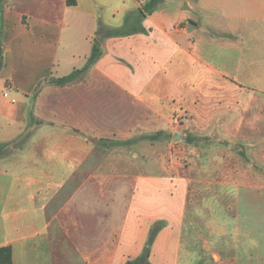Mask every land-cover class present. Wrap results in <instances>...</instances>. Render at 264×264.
I'll return each instance as SVG.
<instances>
[{
    "label": "crops",
    "instance_id": "1",
    "mask_svg": "<svg viewBox=\"0 0 264 264\" xmlns=\"http://www.w3.org/2000/svg\"><path fill=\"white\" fill-rule=\"evenodd\" d=\"M96 39L95 61L56 82ZM175 133L181 149L164 152ZM226 143L255 155L250 172L264 167V0H0V247L12 264H125L159 221L149 264H182L180 160ZM77 202L106 214L71 220Z\"/></svg>",
    "mask_w": 264,
    "mask_h": 264
},
{
    "label": "rangeland",
    "instance_id": "2",
    "mask_svg": "<svg viewBox=\"0 0 264 264\" xmlns=\"http://www.w3.org/2000/svg\"><path fill=\"white\" fill-rule=\"evenodd\" d=\"M22 81L37 85L31 78ZM30 133L27 129L24 135ZM23 141L16 146H23ZM176 142L163 151L177 154L181 148ZM212 150L194 160H180L179 172L189 178L182 224V264H264V167L259 168L258 174L246 169L255 155L239 143L231 147L222 144ZM3 151L7 153L4 149L0 153ZM259 155L264 165V150ZM63 203L55 202V209ZM87 206L74 203L66 214L71 220L82 214H106L104 207ZM93 210L94 214H89ZM134 264H149L148 258L143 256Z\"/></svg>",
    "mask_w": 264,
    "mask_h": 264
},
{
    "label": "trees",
    "instance_id": "3",
    "mask_svg": "<svg viewBox=\"0 0 264 264\" xmlns=\"http://www.w3.org/2000/svg\"><path fill=\"white\" fill-rule=\"evenodd\" d=\"M151 9H149V7H148V11H151ZM103 31H104V35H116V34L124 33V31L117 30V29H107V30H103ZM97 40H99V39H96V41H94V43L92 44L91 55L88 58L86 64L82 68L76 69L73 72H71L70 74L58 78L56 80V82L64 83V82H67V81L73 79L79 72L85 70L88 66H90V64H92L95 61V59L97 58V56L100 53L99 42ZM1 149H2V146H0V151H1ZM163 225H164V222H162V221L156 222L155 224L152 225V228H151L149 236H148V240H147V242H146V244L144 246L142 254L138 258H136V259H134L132 261H127L125 264H134L137 261H139L140 258L143 257V256L148 258L149 253H150L151 244H152V242H153V240H154V238L156 236V233L158 232V230ZM0 264H12L11 253H10L9 248L6 247V246H1L0 247Z\"/></svg>",
    "mask_w": 264,
    "mask_h": 264
},
{
    "label": "built area",
    "instance_id": "4",
    "mask_svg": "<svg viewBox=\"0 0 264 264\" xmlns=\"http://www.w3.org/2000/svg\"><path fill=\"white\" fill-rule=\"evenodd\" d=\"M191 120V116L189 113H185L183 116V123L188 124Z\"/></svg>",
    "mask_w": 264,
    "mask_h": 264
},
{
    "label": "water",
    "instance_id": "5",
    "mask_svg": "<svg viewBox=\"0 0 264 264\" xmlns=\"http://www.w3.org/2000/svg\"><path fill=\"white\" fill-rule=\"evenodd\" d=\"M179 138H180V134L179 133H175L173 140L177 141V140H179Z\"/></svg>",
    "mask_w": 264,
    "mask_h": 264
}]
</instances>
